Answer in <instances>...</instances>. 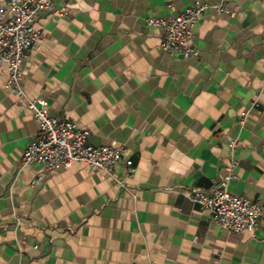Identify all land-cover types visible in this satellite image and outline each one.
Here are the masks:
<instances>
[{"label": "crops", "instance_id": "1", "mask_svg": "<svg viewBox=\"0 0 264 264\" xmlns=\"http://www.w3.org/2000/svg\"><path fill=\"white\" fill-rule=\"evenodd\" d=\"M197 1L217 0H54L37 17L24 99L0 68V264H264V224L226 231L186 196L234 159L229 191L264 213V0H229L241 16L207 11L193 27L198 57L163 51L147 19ZM37 98L92 145L125 147L128 190L84 163L21 167L38 130L24 101Z\"/></svg>", "mask_w": 264, "mask_h": 264}, {"label": "built area", "instance_id": "2", "mask_svg": "<svg viewBox=\"0 0 264 264\" xmlns=\"http://www.w3.org/2000/svg\"><path fill=\"white\" fill-rule=\"evenodd\" d=\"M168 8L167 15L149 17L147 24L162 29L163 37L159 47L163 51L180 53L185 58L198 57V50L193 45V27L207 11L241 16L239 8L231 5L229 0H217L211 4L197 1L177 14L173 13V5L169 4ZM53 9L54 0H8L5 11L9 17L3 19L0 15V68H4L6 74L5 88L18 98H25L22 64L41 38L33 24L40 14ZM59 12L65 13L63 9ZM24 105L30 110L38 130L22 153L21 167L36 163L51 171L69 169L75 163H84L101 170L115 184L128 190L127 180L134 176L135 168L122 144L112 141L106 145H92L88 141L87 128L49 115L47 102L43 98L25 99ZM248 113L249 109L241 111V124ZM234 145L235 140H232L230 146ZM120 161L126 165L122 179L113 174V167ZM235 165L233 159L227 167V175L218 180L212 189H195L186 196L226 231H253L260 223L264 224V213L260 202L229 191L228 185ZM38 181L39 177L32 184Z\"/></svg>", "mask_w": 264, "mask_h": 264}]
</instances>
